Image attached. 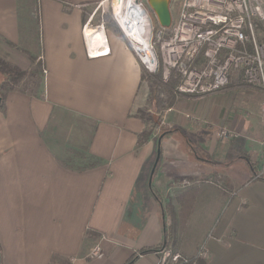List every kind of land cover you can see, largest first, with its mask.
<instances>
[{
    "label": "crops",
    "instance_id": "crops-1",
    "mask_svg": "<svg viewBox=\"0 0 264 264\" xmlns=\"http://www.w3.org/2000/svg\"><path fill=\"white\" fill-rule=\"evenodd\" d=\"M99 1L0 0V58L34 81L1 95L0 264H154L160 253L142 249L202 245L206 264H264L260 161L239 137L206 156L173 129L140 142L143 66ZM91 18L105 21L108 54L89 55Z\"/></svg>",
    "mask_w": 264,
    "mask_h": 264
},
{
    "label": "built area",
    "instance_id": "built-area-1",
    "mask_svg": "<svg viewBox=\"0 0 264 264\" xmlns=\"http://www.w3.org/2000/svg\"><path fill=\"white\" fill-rule=\"evenodd\" d=\"M96 11L119 26L150 75L161 72L163 82L178 80L179 95L210 94L229 85L235 75L264 94V0H181L168 27L158 21L156 27L148 0H100ZM92 20L83 29L89 55L108 54L105 21L94 25ZM219 135L227 138L231 132L223 128ZM101 251L96 244L90 257ZM157 253L154 264H197L210 257L206 245L194 256L171 248Z\"/></svg>",
    "mask_w": 264,
    "mask_h": 264
},
{
    "label": "rangeland",
    "instance_id": "rangeland-1",
    "mask_svg": "<svg viewBox=\"0 0 264 264\" xmlns=\"http://www.w3.org/2000/svg\"><path fill=\"white\" fill-rule=\"evenodd\" d=\"M180 1L172 0L171 8L176 9ZM155 24L158 27L156 18ZM23 77H25V81L18 82L17 86L23 90H32L34 81H31V76L29 77L25 74ZM240 79L234 78L233 82L231 81L226 87L207 94L208 96L211 95V97L204 99V101L198 99L195 102H191L186 97L177 94L175 96L177 98L176 104L163 109L155 107L154 102L147 95L145 106H143L142 110L151 111L155 115L154 119L156 120L150 137L152 135L160 136L163 132L173 129L172 132L177 135L180 142L192 143L195 147L193 152L202 156L208 154L205 145H208L212 140L232 141L239 137V143L244 142V140L247 142L248 153L244 152V155L246 158L251 159L254 157L256 161L259 160L261 173L263 172L261 175H264V119L262 116L264 94L258 87L248 85ZM146 90L149 93L148 85L145 83L141 94ZM5 92V90L0 88V95H4ZM142 99H144V95L139 98V100ZM189 104L194 105L197 111L188 110ZM168 111L176 115L174 122H177L175 125L174 122L169 120ZM173 127H176V129ZM223 128H227L231 132V135H228L227 138H222L219 135ZM233 148L237 149V146ZM237 166H240V164L237 163ZM219 170L228 172L231 168L228 170L227 166L220 164ZM139 254L142 253L140 252ZM89 258L93 259L95 257H90L89 253Z\"/></svg>",
    "mask_w": 264,
    "mask_h": 264
},
{
    "label": "trees",
    "instance_id": "trees-1",
    "mask_svg": "<svg viewBox=\"0 0 264 264\" xmlns=\"http://www.w3.org/2000/svg\"><path fill=\"white\" fill-rule=\"evenodd\" d=\"M27 74L26 71H21L13 67L9 62H6L0 58V88L8 91L16 88L18 82ZM143 80H146L149 88V99L154 102V106L158 108L172 107L176 104L177 92L176 86L178 80L171 78L168 82H163L162 73L158 72L155 75H150L143 68ZM138 114L145 120L147 127L140 136L139 141L143 142L147 140L153 132L154 125L156 124L155 115L151 111H145L142 109L138 110ZM257 179L264 180V175L256 177ZM164 246L144 248L141 250L142 254L159 251ZM135 257H132L126 264H134ZM207 260H199L197 264H206Z\"/></svg>",
    "mask_w": 264,
    "mask_h": 264
},
{
    "label": "water",
    "instance_id": "water-1",
    "mask_svg": "<svg viewBox=\"0 0 264 264\" xmlns=\"http://www.w3.org/2000/svg\"><path fill=\"white\" fill-rule=\"evenodd\" d=\"M171 1L172 0H148L149 6L153 10L158 23L164 27H168L172 23L173 16H172ZM1 100L2 97L0 95V102ZM159 144H161V141L159 142ZM160 154H161V150L159 149L156 163L159 160Z\"/></svg>",
    "mask_w": 264,
    "mask_h": 264
},
{
    "label": "bare ground",
    "instance_id": "bare-ground-1",
    "mask_svg": "<svg viewBox=\"0 0 264 264\" xmlns=\"http://www.w3.org/2000/svg\"><path fill=\"white\" fill-rule=\"evenodd\" d=\"M140 52V54H142L143 56L145 55L144 53H142V51H139Z\"/></svg>",
    "mask_w": 264,
    "mask_h": 264
}]
</instances>
